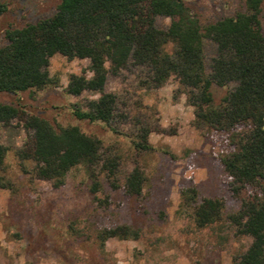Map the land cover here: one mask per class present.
<instances>
[{
	"label": "rangeland",
	"instance_id": "rangeland-1",
	"mask_svg": "<svg viewBox=\"0 0 264 264\" xmlns=\"http://www.w3.org/2000/svg\"><path fill=\"white\" fill-rule=\"evenodd\" d=\"M199 26L243 12L244 0H182ZM0 47L4 31L18 29L50 17L59 0H0ZM264 35V0L258 16ZM169 19L157 16L154 26L165 30ZM163 51L171 54L166 43ZM216 46L202 41L204 74L210 73ZM86 59L54 54L48 73L54 83L36 91L0 92V103L19 107L24 116L45 120L54 131L75 126L100 142L99 160L91 168L76 165L62 184L35 177V162L26 157L32 131L20 121L0 124V146L5 148L0 166V264H232L250 243L236 232L228 216L238 211L240 201L260 196L262 182L229 191L230 179L220 160L236 149L247 125L219 131L194 125L193 107L187 102L188 88L170 76L160 87H147L148 70L128 66L116 76L107 74L103 92L115 96L109 125L78 120L72 110L98 96L83 91L65 92L69 74H80ZM86 78L90 73L85 71ZM235 84L209 88L216 107ZM147 128L148 151L136 150L139 129ZM156 128L161 131H155ZM113 159L111 175L103 169ZM137 166L144 174L141 194H124V179ZM90 173L97 190L92 194ZM189 190L194 191L192 195ZM95 198V199H94ZM193 198V199H192ZM203 198L223 203L220 216L199 224L194 212ZM124 226L135 237H102V232Z\"/></svg>",
	"mask_w": 264,
	"mask_h": 264
},
{
	"label": "trees",
	"instance_id": "trees-1",
	"mask_svg": "<svg viewBox=\"0 0 264 264\" xmlns=\"http://www.w3.org/2000/svg\"><path fill=\"white\" fill-rule=\"evenodd\" d=\"M262 0H244L243 12L214 23L199 26L182 0H59L54 13L34 24L4 31L6 44L0 47V92L36 91L54 83L48 73L49 58L59 54L68 60L86 59L80 74H69L65 92L78 96L83 91L98 94L85 105L74 108L78 120L109 125L115 96L103 92L107 74L116 76L128 66L148 70L147 87L158 88L170 76L188 88L187 102L193 107L194 125L219 131L247 125L248 131L236 143L233 153L220 160L230 179L228 188L236 195L241 187L262 182L260 196L241 200L238 211L228 216L236 232L250 238L246 250L232 264H264V35L258 19ZM5 6L0 3V16ZM157 16L169 19L165 30L157 29ZM216 46L210 73L204 74L202 41ZM171 54L163 51L166 43ZM90 73L88 78L84 72ZM235 84L216 107L211 106L212 83ZM20 121L32 131L26 157L35 162L34 175L41 180L62 184L64 174L76 165L91 168L99 160V140L86 136L75 126L54 131L43 119L24 116L19 107L0 103V124ZM155 131H161L156 128ZM147 128L139 129L136 150L148 151ZM5 148L0 146V166ZM103 169L111 175L113 159ZM90 192L97 190L90 173ZM143 172L134 166L124 179L128 197L141 194ZM194 195L193 190H189ZM95 199V198H94ZM193 199V198H192ZM223 203L203 198L194 215L199 224L217 220ZM126 239L136 232L124 226L102 232V237Z\"/></svg>",
	"mask_w": 264,
	"mask_h": 264
}]
</instances>
